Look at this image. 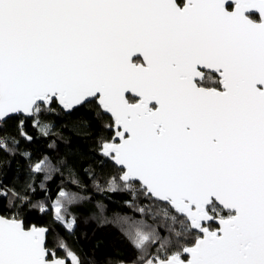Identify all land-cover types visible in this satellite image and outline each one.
I'll return each instance as SVG.
<instances>
[{
    "label": "snow or ice",
    "instance_id": "6c2138e0",
    "mask_svg": "<svg viewBox=\"0 0 264 264\" xmlns=\"http://www.w3.org/2000/svg\"><path fill=\"white\" fill-rule=\"evenodd\" d=\"M89 105L106 190L141 217L118 221L133 257L104 264H264V0H0V130L16 132L0 150ZM21 155L29 182L0 183V264H96L25 224L75 235L89 198L63 160Z\"/></svg>",
    "mask_w": 264,
    "mask_h": 264
},
{
    "label": "trees",
    "instance_id": "16d2710c",
    "mask_svg": "<svg viewBox=\"0 0 264 264\" xmlns=\"http://www.w3.org/2000/svg\"><path fill=\"white\" fill-rule=\"evenodd\" d=\"M46 120L52 124L54 135L43 138L29 126L28 133L34 137L31 143L22 140L15 154L0 150V183L6 188L22 189L29 182V159L22 156V152L31 153L32 161L43 155H51L54 161L63 160L83 184L82 189L69 185L68 190L79 191L89 198L81 206L73 208L79 221L75 235H68L59 225L51 222L50 216L36 211L29 210L24 214L22 218L25 224L49 227V244L64 240L74 251L96 264H104L106 259L114 257L130 260L134 253L125 240L118 221L123 216H131L137 220L141 217L126 205L125 201L131 199L128 192L106 190L107 179L114 174V169L108 163H100L102 157L97 152V144L102 122L96 116L95 106L80 107L70 113L60 112L46 117ZM104 134H107L106 130ZM4 135H16L15 121H10L0 130V137ZM50 144H54V147L49 148ZM85 170L93 173L95 180ZM97 182L105 190H97ZM48 183L54 193L56 186L60 184V177L54 175L53 181ZM98 204L104 207L103 216L98 213Z\"/></svg>",
    "mask_w": 264,
    "mask_h": 264
}]
</instances>
